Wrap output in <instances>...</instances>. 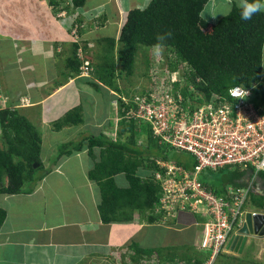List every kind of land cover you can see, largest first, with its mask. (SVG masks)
I'll use <instances>...</instances> for the list:
<instances>
[{
    "label": "crops",
    "instance_id": "0c3cea01",
    "mask_svg": "<svg viewBox=\"0 0 264 264\" xmlns=\"http://www.w3.org/2000/svg\"><path fill=\"white\" fill-rule=\"evenodd\" d=\"M149 1L85 0L83 5L75 7L72 0H0V89L8 95L11 108L16 107L30 121L52 124L68 109L82 103V99L93 105L103 95L105 99L100 101L105 102L111 113L95 122L101 128L100 133L113 137L112 89L100 82L101 87L92 86L90 82L99 79L96 74L89 78L71 76L66 66V59L74 51L70 30L75 20H80L83 25L80 32L87 45L85 53L104 54L109 51L106 42L118 38L127 11L144 8ZM35 9L40 13L33 12ZM98 10L102 12L88 18L89 11ZM77 12L79 17L74 16ZM41 22H47L52 33L44 32L40 36ZM34 53L47 58L52 70L59 60L63 61L58 69L59 78L56 73L46 78L51 80L47 88H43L42 82L38 85L31 82L33 76L29 77L42 65L30 59L29 54ZM98 58L93 62H100ZM21 97H28L29 103L18 106ZM89 112L94 118L96 112ZM47 131L40 133L41 159L45 157L43 148L51 140H57ZM50 131L58 136L60 130L52 127ZM89 135L92 133L84 131L75 139ZM55 143L46 147L53 154ZM86 146L60 157L56 163L49 162L51 153L46 161L42 160L43 168L39 171L42 178L32 183L31 188L18 194H1L4 198L0 208L6 215L0 226V264H199L205 261L209 251L199 247L205 220L201 214L179 209L173 214L161 213L154 207L144 214L135 212L130 221L102 222L97 208L99 201L97 196L93 197L94 188L99 191L98 185L88 178L92 166L84 172L87 189L81 192L72 183L71 165L66 167L71 155L82 163L79 155L87 153ZM98 152L97 148L95 154ZM88 157L94 164V159ZM249 176L250 171H246L240 183L245 184ZM115 177L120 186H126L122 175ZM252 193L264 195V179L259 175L246 212L258 210L250 202ZM225 246L214 264H264V237L248 236L241 253L226 250Z\"/></svg>",
    "mask_w": 264,
    "mask_h": 264
},
{
    "label": "trees",
    "instance_id": "16d2710c",
    "mask_svg": "<svg viewBox=\"0 0 264 264\" xmlns=\"http://www.w3.org/2000/svg\"><path fill=\"white\" fill-rule=\"evenodd\" d=\"M84 1L72 0L75 7L83 5ZM211 1L215 0H150L144 8L129 9L116 41L110 39L105 44L110 53L101 55L100 62H93V74L100 82L120 93V88L114 83L118 78L133 73L138 47L158 46L165 49L163 59L168 70L181 68L185 81L193 83L205 99L212 94L228 96L231 87L240 84L250 86L256 82L255 106L264 112V11L250 20H242L239 0H218L231 6V14H214V19H208L204 8ZM77 20L75 23L78 22V33L81 35V21ZM73 44L74 51L66 59L71 76L79 74L81 63L76 56L79 43ZM114 52L117 61L111 56ZM98 57L92 61L98 60ZM90 84L98 85L93 81ZM186 87L181 90L184 95L189 94ZM117 101L119 113L123 115L125 103L121 98ZM81 104L54 120L52 127L60 130L82 123ZM118 126L116 139L102 133L92 134L60 143L52 155V163H56L64 155L83 150L87 143V153L94 159L88 178L98 185L100 200L97 208L104 223L130 221L135 212L144 214L154 209L158 203L160 184L151 172L159 168L157 158L182 164L187 169H192L195 163L194 159L189 164L183 162L177 156L183 151L159 143L148 124L135 120L127 124L121 119ZM0 129V138L4 143V146L0 145V194H18L27 189L23 187L25 182L37 183L43 176L38 172L43 168L41 136L27 116L16 107L0 110ZM122 136H125L124 139ZM97 148L99 152L95 154ZM217 172L221 175L212 181L201 178V175L199 177L202 184L216 194L224 192L226 185H242L240 179L246 173L238 166ZM117 175L124 177L126 186L116 182ZM259 176L264 179V172H260ZM250 202L253 207L264 211V195L252 193ZM5 215V210L0 208V226Z\"/></svg>",
    "mask_w": 264,
    "mask_h": 264
},
{
    "label": "built area",
    "instance_id": "2783aa9c",
    "mask_svg": "<svg viewBox=\"0 0 264 264\" xmlns=\"http://www.w3.org/2000/svg\"><path fill=\"white\" fill-rule=\"evenodd\" d=\"M78 36L76 23L71 31L72 41L80 43ZM76 55L81 59L80 75L90 74L93 67L84 58L80 44ZM161 62H158L161 68L156 61L153 64V73L157 75L151 74L144 94L123 98L124 114L117 120L134 119L148 124L159 143L193 157L192 169L156 159L159 168L151 172L160 184L155 210L173 214L179 209L203 215L199 247L209 251L203 264H214L229 237L244 222L254 181L264 172V112L255 106L254 94L258 84L235 85L228 90V96L212 94L205 99L193 83L185 81L181 68L169 71L163 58ZM183 86H187V93L191 95L181 92ZM28 103V97H21L18 106ZM11 106L8 95L0 91V110ZM232 166L250 171L245 184L226 185L224 192L216 194L199 179L204 171Z\"/></svg>",
    "mask_w": 264,
    "mask_h": 264
},
{
    "label": "rangeland",
    "instance_id": "374dc122",
    "mask_svg": "<svg viewBox=\"0 0 264 264\" xmlns=\"http://www.w3.org/2000/svg\"><path fill=\"white\" fill-rule=\"evenodd\" d=\"M225 3L226 2L218 1V0L209 2L206 5V7L204 8L205 16L208 19H212V18L214 19V16H213L214 14H216L217 12L222 11L224 8L227 7V5ZM78 11H80V10L78 9ZM33 12L40 13V10L39 9H35ZM101 12H102V10H98V11H95V12L94 11H89L88 18L92 19L93 16H95V13L98 14V13H101ZM77 14H78V12L76 14L74 13V16H76ZM86 14H88V13H86ZM217 15L221 16L222 14L217 13ZM77 17H79V16L77 15ZM40 26H41V28L39 30L40 36H44L43 35L44 32L52 33L51 32V26H47V22H41ZM71 31H72V29L70 30V34H69L70 35L69 36L70 39H72ZM76 39L78 41H81L83 39L82 35H79L78 37H76ZM116 47H115V49H116ZM107 50H108V48H107ZM88 52L89 51H87L85 55L88 56V58L91 57V59H93L94 56L98 57V56H101V54H103V52L102 53H98V54H96V53H88ZM108 52L109 51H107L106 53H108ZM115 53L116 52H114L113 55H111V56L113 57V59H115V61H117V57H116ZM137 53L138 54L136 55V58H135L134 64H133V66H134L133 73L131 75H126V76H122V77L118 78L117 82L114 83V86H117L118 88H120L119 90H120V92H122V94H120L118 91H114V89H115L114 87L109 86V88L112 89L111 93L113 95V100L111 102V106L110 107H111V109H113L112 117H113L114 123L116 122L117 118L119 117L118 109H117V107H118L117 100L119 99V97L120 96H124L127 99V96L129 94L130 95H135V96L138 93L139 94H144L146 92L145 88H147L150 85V81H151V78H152L151 74L153 73V68H154L153 64L156 61L157 67L161 68V66H160V64L158 62L162 63L161 62V58H164V53H166V52H165V49L162 48V47H149V48H146L145 46L140 45L138 47ZM93 54H94V56H93ZM29 57H30L31 60L37 61V62L42 64L41 67L37 68V70L34 72V75H30L29 74L30 78L33 76V79H31V82H35V84L37 83V85H38L39 82H42V83L45 84V85H43V88H47V86H49L48 83H50V81H51V80L50 81H46L47 77L51 78L53 73H56L57 79L59 78L60 70L58 72V69L63 64L62 60H59L58 61L59 65L57 64L53 68L54 70H52V67H49L50 62H49V60L47 58L45 60V58L43 56H41V55L37 56L35 53L32 54V55L29 54ZM55 57L56 56H54L53 59H55ZM161 65H163V64H161ZM32 67L33 66H30L29 68L32 69ZM155 70L158 72V70L156 68H155ZM153 74L157 75L156 73H153ZM26 75H28V74H26ZM92 75L94 76V74H92ZM79 80H80L79 82H81V79H79ZM95 80H96L95 82L99 83L98 79H95ZM37 85H35V86L36 87H40V86H37ZM0 91L3 94H6V92L2 91L1 89H0ZM109 95L110 94H107V97ZM200 95L202 96L201 93H200ZM104 99H105V96H103V95L100 96V98L96 99V101L94 100L93 105H90L89 103H87V101L82 99V106L84 107V112L82 113L83 122L78 124V125H69V127H64L62 129H60V131L58 132L59 133L58 136H55L52 133L53 131H50V130H52V124L51 123L50 124H47V123L45 124V123H41V121L38 123L34 119H31V121L33 122V125L35 126L36 130L39 133L44 134V132H46V130H48L49 131V135L51 133L50 136L57 138V140H55V141L51 140L53 142V144H54V142H56L55 143L56 145L53 146V148H54L55 146L57 147L62 142L69 141V140H74L76 138V136L78 137L79 134L81 132H84V131H86L87 133H90V134L92 133L94 135L95 134H100L99 129H101V128H99V129L97 128V123L95 122V120L101 119L106 113H107V116L111 113V111H109V109L105 106V102L104 103L102 102V101H104ZM100 100H102V101H100ZM89 110L90 111L94 110L96 112L94 118H92L90 116ZM36 120H38V119H36ZM124 121L128 124L129 122L134 121V119H129V120H125L124 119ZM43 125H45L47 128L48 127L49 128L47 129ZM113 130L114 129H112L111 132H114ZM124 137L125 136H122V139H124ZM142 138L144 139L143 136H142ZM51 141L48 143L47 146H45L43 148V152L42 153H43V156H45L42 159L43 161H46V157L49 156L51 153L53 154L52 149L48 151L47 148H46V147H49V145L52 144ZM140 141H142V140H140ZM144 141H145V139H144ZM0 145L4 146V143H2L1 138H0ZM79 156H81L80 158L83 159L81 164H80V160L78 158H76V156L71 155V157H69V160L67 161V165L68 166H66V167H69V165H71L70 171L72 172V175L74 177V179H72V183L74 184V186L77 187L78 191L81 192V191H83V189L84 190L87 189L85 187V184H86V181H88V180H85L86 179L85 178L86 175H85L84 172L89 169L88 166L91 167L94 164H92V161L88 157L87 153L86 154L80 153ZM177 156H179L180 159H182L183 162L188 163V164L191 163V160H193V157L187 152H179V154ZM53 157L54 156L51 155V158L49 160L50 163L52 162V158ZM14 160L16 161L17 158H15ZM225 168H227V167H223L221 169L223 170ZM90 169H92V167ZM200 175H201V178H204V179H206L208 181H212L213 179L218 178L221 175V173L217 172V171L207 170V171L203 172ZM200 175H199V177H200ZM5 181L6 180H4V182ZM29 185H31V184L30 183L28 184V183L25 182L23 187H25V189L26 188H31L32 186H29ZM98 193H99V191L95 187L94 188L93 197L96 198V196H97V199L99 201L100 200V194H98ZM98 195H99V197H98ZM2 198H4V195L0 194V201H1ZM218 257L219 256H217V258ZM251 264H253V263H251Z\"/></svg>",
    "mask_w": 264,
    "mask_h": 264
},
{
    "label": "water",
    "instance_id": "95a60500",
    "mask_svg": "<svg viewBox=\"0 0 264 264\" xmlns=\"http://www.w3.org/2000/svg\"><path fill=\"white\" fill-rule=\"evenodd\" d=\"M248 236L264 237V212L247 211L241 227L229 237L226 249L241 253Z\"/></svg>",
    "mask_w": 264,
    "mask_h": 264
},
{
    "label": "clouds",
    "instance_id": "9594fccd",
    "mask_svg": "<svg viewBox=\"0 0 264 264\" xmlns=\"http://www.w3.org/2000/svg\"><path fill=\"white\" fill-rule=\"evenodd\" d=\"M238 6H239V8H240V17H241V19L242 20H250V19H252V17L255 15V14H257V13H259V12H261V11H264V0H239V4H238ZM231 11H232V8H231V6L229 5V6H227L226 8H224L222 11H220V12H217V13H220V14H222V15H224V16H228V15H230L231 14ZM216 13V14H217ZM215 14V15H216ZM61 15H63V13H61ZM215 15H213V16H215ZM77 20V19H76ZM76 20H75V22H76ZM76 24V23H75ZM77 24H78V22H77ZM81 25H82V23H81ZM83 38V37H82ZM84 38L80 41V45L82 46V50H83V55H84V58H87V59H89L90 60V63H91V65H92V67H93V70L90 72V74H88V75H80V71H79V76H82V77H90L92 74H93V71H94V64H93V61H92V59H91V57L90 58H88V56H86L85 54V47L87 46V45H85L84 44ZM73 42V41H72ZM88 45H90V44H88ZM156 47H158V46H156ZM78 48V47H77ZM77 56V55H76ZM77 58L79 59V60H81L78 56H77ZM80 65H81V63H80ZM80 65H79V67H80ZM80 70V69H79ZM99 81V80H98ZM100 82V81H99ZM97 83V82H96ZM100 83H102V82H100ZM103 84V83H102ZM98 85L99 86H101L99 83H98ZM130 95V94H129ZM128 95V96H129ZM127 96V97H128ZM119 98H121V99H123V98H125L124 96H120ZM118 102V101H117ZM117 109H118V114L120 115V113H119V107H117ZM114 127H113V131L115 132V133H113L114 134V136L113 137H110L111 139H116V137H117V131H118V129H119V126H118V121H116L115 123H114ZM256 211H260V210H256ZM262 212H264V211H262ZM227 243V242H226ZM225 246V245H224ZM225 249H226V246H225ZM227 250V249H226ZM222 252H224V250L222 251ZM220 256V255H219ZM204 263V262H203Z\"/></svg>",
    "mask_w": 264,
    "mask_h": 264
}]
</instances>
